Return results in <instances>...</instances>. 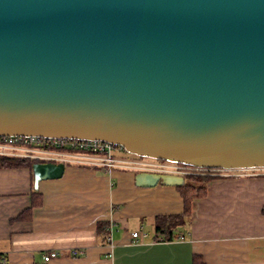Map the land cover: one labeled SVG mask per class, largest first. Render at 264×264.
<instances>
[{"label":"water","instance_id":"obj_1","mask_svg":"<svg viewBox=\"0 0 264 264\" xmlns=\"http://www.w3.org/2000/svg\"><path fill=\"white\" fill-rule=\"evenodd\" d=\"M0 136L264 168V0H0ZM65 170L36 163L35 190Z\"/></svg>","mask_w":264,"mask_h":264},{"label":"crops","instance_id":"obj_2","mask_svg":"<svg viewBox=\"0 0 264 264\" xmlns=\"http://www.w3.org/2000/svg\"><path fill=\"white\" fill-rule=\"evenodd\" d=\"M139 173L66 166L61 179L40 183L42 202L28 215L30 170L0 167V264H41L53 251L60 256L46 264H193L195 255L205 264H264V178L210 180L193 202L187 237L164 243L155 234L134 239L130 220L156 227L158 217L182 214L180 192L139 187Z\"/></svg>","mask_w":264,"mask_h":264},{"label":"built area","instance_id":"obj_3","mask_svg":"<svg viewBox=\"0 0 264 264\" xmlns=\"http://www.w3.org/2000/svg\"><path fill=\"white\" fill-rule=\"evenodd\" d=\"M125 153L127 152L123 147L103 141L56 139L40 136H0V157L2 158L101 168L107 172L128 170L182 177L264 178V168L233 170L197 168L150 158L128 159L123 157ZM132 236L137 239L140 234L136 232ZM81 254L82 252L78 250L72 252L73 256H80ZM59 256V252L53 251L45 253L43 259L45 262H49Z\"/></svg>","mask_w":264,"mask_h":264},{"label":"trees","instance_id":"obj_4","mask_svg":"<svg viewBox=\"0 0 264 264\" xmlns=\"http://www.w3.org/2000/svg\"><path fill=\"white\" fill-rule=\"evenodd\" d=\"M134 156V155H132ZM136 158H140L134 156ZM36 162L31 160H21L14 158H2L0 157V167L2 168H27L32 174V179H34L33 166ZM128 171V170H121ZM135 172V171H131ZM136 173V172H135ZM185 184L176 187L180 192V196L183 202V213L171 216H160L157 218V223L155 227V236L153 238L154 242H174L180 241L187 237L186 232L192 219V205L197 199H202L207 196V183L214 179L211 177L203 176H186ZM41 195L39 191L33 190L32 193V206L25 213L30 215L32 210L41 204ZM100 232H103L108 241L110 231L109 224H100ZM39 264V263H37ZM41 264H46L41 263ZM193 264H205L201 256L195 255L193 258Z\"/></svg>","mask_w":264,"mask_h":264},{"label":"rangeland","instance_id":"obj_5","mask_svg":"<svg viewBox=\"0 0 264 264\" xmlns=\"http://www.w3.org/2000/svg\"><path fill=\"white\" fill-rule=\"evenodd\" d=\"M123 157L128 158V159H135L136 158L129 153H125L123 155ZM154 223H155L154 219H148V220L143 221V222L139 221V220H130L131 230H136L140 234V240L141 241L144 240L143 235L148 234L149 236L152 237L155 234Z\"/></svg>","mask_w":264,"mask_h":264}]
</instances>
